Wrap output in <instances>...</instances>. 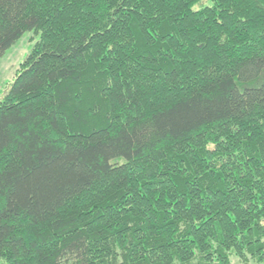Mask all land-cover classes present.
<instances>
[{"label":"trees","instance_id":"1","mask_svg":"<svg viewBox=\"0 0 264 264\" xmlns=\"http://www.w3.org/2000/svg\"><path fill=\"white\" fill-rule=\"evenodd\" d=\"M31 31L0 264H264V0H0Z\"/></svg>","mask_w":264,"mask_h":264},{"label":"rangeland","instance_id":"2","mask_svg":"<svg viewBox=\"0 0 264 264\" xmlns=\"http://www.w3.org/2000/svg\"><path fill=\"white\" fill-rule=\"evenodd\" d=\"M39 37V31L25 33L0 57V97L6 92L8 86L14 80L15 75L20 70L22 61L31 51Z\"/></svg>","mask_w":264,"mask_h":264}]
</instances>
